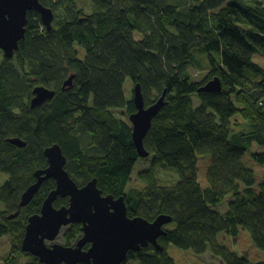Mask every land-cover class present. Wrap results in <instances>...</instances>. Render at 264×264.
<instances>
[{"label":"trees","instance_id":"obj_1","mask_svg":"<svg viewBox=\"0 0 264 264\" xmlns=\"http://www.w3.org/2000/svg\"><path fill=\"white\" fill-rule=\"evenodd\" d=\"M80 1L90 2V13L77 6ZM40 2L54 12L51 30L29 10L18 50L11 58L0 50V172L9 176L0 187V203L8 211L0 209V238L10 235L13 249L3 264H42L21 251V241L27 218L39 212L54 180L44 181L17 217L8 215L36 181L34 169L47 166L43 151L54 143L79 184L96 178L102 194L123 196L128 216L170 217L165 234L157 238L163 249L149 244L128 251L123 264H175L168 245L196 254L210 251L223 264H249L216 235L236 236L241 227L264 250V177L253 189V172L241 162L248 153L264 163V149L250 150L252 144L264 148V64L255 59H264V0ZM190 67L208 71L196 81ZM71 75L72 84L62 88ZM214 77L220 90L198 91ZM127 83H140L145 106L165 91L166 104L143 138L153 166L139 175L142 188H128L139 156L127 119L136 110L133 89L126 95ZM35 86L53 89V98L30 107ZM233 117L245 121L238 131ZM12 137L25 146L9 143ZM205 154L212 163L202 186L197 156ZM159 163L177 172L175 183L158 184L153 167ZM229 195L233 200L226 212L217 211L214 205ZM67 202L58 197L54 206ZM80 227L67 226V244L81 235Z\"/></svg>","mask_w":264,"mask_h":264},{"label":"water","instance_id":"obj_2","mask_svg":"<svg viewBox=\"0 0 264 264\" xmlns=\"http://www.w3.org/2000/svg\"><path fill=\"white\" fill-rule=\"evenodd\" d=\"M36 11L46 30H51L54 12L40 0H0V50L3 57L11 58L18 50L20 40L25 38L27 12ZM73 75L64 80L62 88L72 84ZM221 82L214 77L201 86L198 91H218ZM30 107L41 105L53 98L55 92L44 86H35ZM165 91L152 104L145 106L140 83L133 87V103L136 110L128 116L131 124V137L139 157H148L143 146V138L151 126L152 119L166 104ZM7 141L17 147H24L25 142L18 138ZM47 160L45 168L34 172L36 181L22 192L18 206L28 205L38 192L41 183L51 178L55 182L42 202L38 213L27 218L21 251L37 257L42 264H123L128 251L137 252L149 244L162 250L157 238L165 234L163 223H169L170 217L158 215L152 221L141 216L127 215L123 196L102 194L96 178L84 185H78L64 168L67 158L57 143L45 147L43 151ZM68 198V204L54 206L58 198ZM18 216V211L8 215L9 219ZM80 223L81 237L74 246L59 243L45 244L52 241L64 226ZM87 246L86 249H83Z\"/></svg>","mask_w":264,"mask_h":264},{"label":"rangeland","instance_id":"obj_3","mask_svg":"<svg viewBox=\"0 0 264 264\" xmlns=\"http://www.w3.org/2000/svg\"><path fill=\"white\" fill-rule=\"evenodd\" d=\"M249 1V0H247ZM85 1V2H78L77 6L79 8H82L85 13H90L91 12V7H90V2ZM81 51V50H80ZM1 54L3 55L2 51ZM79 56L82 57L83 54L79 52ZM256 60H258L261 64H264V59L263 58H258L255 57ZM1 62V61H0ZM208 69L204 70H199L193 67L189 68L190 76L192 77L193 80L200 81L201 78L206 75ZM126 95H131L132 94V89L133 86L130 83H127L126 86ZM192 100L193 104L195 107H198L199 101L196 98L195 95H192ZM123 110H117L115 113L117 116L126 118V115L122 113ZM128 119V118H127ZM233 129L234 131L240 130L245 124V121H243L240 117H233ZM231 120V121H232ZM129 121V120H128ZM130 123V121H129ZM239 123V124H236ZM264 149L263 147H259L256 144H252L250 147V150L252 152L254 151H261ZM241 162L244 165L245 168L251 170L254 175V182L255 185L253 189L257 190V186H259V183L264 177V163H256L248 153H246L242 158ZM212 163V158L210 155H199L197 156V176H198V181L202 186H206V176H207V171L209 167L211 166ZM67 164V161H66ZM66 164L64 168L66 169ZM153 166L152 163V157H139V159L136 161L132 173H131V180L128 184V188H142L144 186V182L140 180L139 175H141L143 172L151 169ZM154 172L155 176L157 177V182L159 185L162 186H168L172 185L175 183L177 180V172L173 169H171L169 166L163 165L162 163H159L155 165L154 167ZM37 169H34V172ZM33 172V175H34ZM70 175V173H69ZM70 177L78 184H79L71 175ZM9 176L7 173L0 172V187L8 180ZM51 179V178H48ZM48 179L44 180L47 181ZM43 181V182H44ZM42 182V183H43ZM41 183V184H42ZM41 186V185H40ZM233 200L232 196H227L223 202H220L216 205H214V208L221 212L224 213L226 212L228 205L230 202ZM27 207V205H23L18 208V214L19 211L22 210L23 208ZM57 207V206H55ZM59 207V206H58ZM0 209H2L5 212H8L3 204L0 203ZM24 210V209H23ZM14 211V212H17ZM11 213V212H10ZM9 214V213H8ZM14 219V218H12ZM168 223H163L162 228L164 230V227ZM67 226L62 227L60 230L59 234L57 237L52 240H45V244L47 246H50L52 243H59L65 246H74L76 241L81 237V235L73 242L70 244H67L65 241V230ZM216 240L221 244L226 246L229 250L234 251L238 255L245 257L249 264H255L259 260H264V250L259 249L254 243L251 241L249 234L246 230H243L240 227V230L236 236H230L228 233L225 231H221L216 235ZM86 249V246L83 248ZM163 249V247H162ZM12 237L10 235H5L2 238H0V264H3V260L12 252ZM167 254L172 257L173 261L175 264H223L221 259L218 257H214L210 251H207L203 254H196L190 249H182L174 245H168L167 248ZM23 252V251H22ZM128 264H138L136 260H131L128 262Z\"/></svg>","mask_w":264,"mask_h":264},{"label":"flooded vegetation","instance_id":"obj_4","mask_svg":"<svg viewBox=\"0 0 264 264\" xmlns=\"http://www.w3.org/2000/svg\"><path fill=\"white\" fill-rule=\"evenodd\" d=\"M67 204H68V202H67Z\"/></svg>","mask_w":264,"mask_h":264}]
</instances>
